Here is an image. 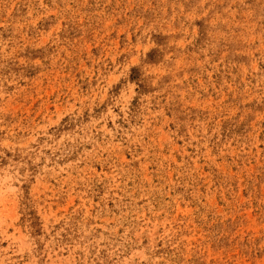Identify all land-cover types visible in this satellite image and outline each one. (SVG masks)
<instances>
[{
  "label": "rangeland",
  "instance_id": "374dc122",
  "mask_svg": "<svg viewBox=\"0 0 264 264\" xmlns=\"http://www.w3.org/2000/svg\"><path fill=\"white\" fill-rule=\"evenodd\" d=\"M0 264H264V0H0Z\"/></svg>",
  "mask_w": 264,
  "mask_h": 264
}]
</instances>
